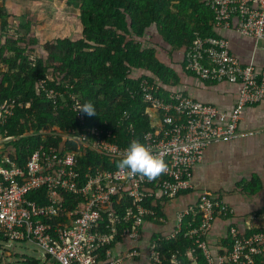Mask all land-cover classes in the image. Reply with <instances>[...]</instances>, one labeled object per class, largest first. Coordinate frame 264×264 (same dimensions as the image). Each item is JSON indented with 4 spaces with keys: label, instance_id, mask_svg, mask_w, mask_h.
I'll use <instances>...</instances> for the list:
<instances>
[{
    "label": "built area",
    "instance_id": "1",
    "mask_svg": "<svg viewBox=\"0 0 264 264\" xmlns=\"http://www.w3.org/2000/svg\"><path fill=\"white\" fill-rule=\"evenodd\" d=\"M212 11L214 34L195 33L182 46V68L205 81H227L237 86L233 104L222 109L179 90H169L158 79L149 80L140 71L128 72L137 79V90L150 122L139 142L163 156L168 171L149 181L127 178L114 166L86 164L80 167L82 151L68 148L75 143L119 160L128 146L114 140L106 126L67 127L51 132L59 139L39 143L18 164L15 149L0 135V240L27 241L40 249L42 264H123L127 259H147L152 264H181L172 254L162 261L159 242L180 232L198 249L204 264H264V228H249L229 222L221 237L211 242L207 235L215 218L225 219L231 206L206 190L194 202L174 212V224L147 238L145 221L161 220L157 199L171 198L193 187L191 170L206 146L247 134L238 127L244 107L264 100V68L242 62L230 52L221 30L233 29L253 39H264V0H204ZM37 82L51 101L62 93ZM165 88L166 94H159ZM69 107L81 122L75 94L68 93ZM14 98L0 102V124L12 113ZM121 117L127 112L122 111ZM127 129L131 132L132 125ZM132 141V140H131ZM35 195L34 197L30 196ZM197 220H195V218ZM191 256L190 264H196Z\"/></svg>",
    "mask_w": 264,
    "mask_h": 264
},
{
    "label": "trees",
    "instance_id": "2",
    "mask_svg": "<svg viewBox=\"0 0 264 264\" xmlns=\"http://www.w3.org/2000/svg\"><path fill=\"white\" fill-rule=\"evenodd\" d=\"M65 5L78 7L80 35L74 39L57 36L44 40L43 55L33 53L37 43L34 36L24 43V34H19L16 40L5 34L7 14L0 6V36H5L4 40L0 38V102L7 98L20 102L0 124V135L14 137L5 145L14 147L18 164L39 143L59 139L50 134L57 128L93 124L110 128L116 136L114 140L121 145L139 140L150 122L143 112L137 79L128 76L129 70L140 71L149 80L156 78L165 86L176 84L179 77L156 56L153 46H143L138 38L151 24L171 49L190 44L195 33L214 34L212 11L204 0H66ZM40 79L60 91L61 97L55 101L46 98L37 89ZM166 91L161 87L159 94ZM68 93L75 94L79 105L91 102L96 115L81 111L80 122L69 107ZM123 110L126 117H121ZM128 123L132 125L131 132L126 127ZM66 146L82 151L79 157L82 168L86 164L111 168L118 161L110 162L105 156L73 142ZM186 191L189 189L179 193ZM30 196L35 198L34 194ZM155 210L157 215H162L160 204L156 203ZM190 246V240L180 232L162 239L159 242L162 261L168 263L172 254L181 264H190L193 255L196 264H204L200 251L189 252ZM37 263L38 260L30 258L29 264Z\"/></svg>",
    "mask_w": 264,
    "mask_h": 264
},
{
    "label": "crops",
    "instance_id": "3",
    "mask_svg": "<svg viewBox=\"0 0 264 264\" xmlns=\"http://www.w3.org/2000/svg\"><path fill=\"white\" fill-rule=\"evenodd\" d=\"M221 33L228 40L230 52L239 60L264 68V39L255 40L230 28L221 30ZM166 45L162 48L169 54L167 61L156 56L171 66L179 77L176 84L165 86L167 89L182 91L222 109L233 104L237 89L235 83L200 80L182 68L179 61L182 46L171 49ZM238 127L247 134L205 147L202 159L191 170V190L171 198L157 199L161 220L145 221L144 237L170 229L174 224L175 210L194 202L200 189L217 195L232 208L227 218L210 227L207 237L211 242L221 237L229 222L243 223L252 229L264 228V100L244 107ZM123 264L152 263L144 258H135L133 261L127 259Z\"/></svg>",
    "mask_w": 264,
    "mask_h": 264
},
{
    "label": "rangeland",
    "instance_id": "4",
    "mask_svg": "<svg viewBox=\"0 0 264 264\" xmlns=\"http://www.w3.org/2000/svg\"><path fill=\"white\" fill-rule=\"evenodd\" d=\"M65 1L0 0V6L5 9L7 14L5 34L12 39H15L19 34H24V43L28 42L30 36H34L37 43L33 47V53L37 55L44 54L41 46L44 40L57 36H68L71 39L78 37L80 35V23L76 15L78 7L67 6ZM4 37V35L0 36L1 40H4ZM138 40L143 46H153L156 55L164 57V60L167 61L166 58L169 54L162 48V45L164 46L166 43L162 42L153 24L144 30V34ZM218 220L215 218L213 223L217 225ZM40 252L41 249L31 242L0 240V264H29L30 258L38 260L37 264H42Z\"/></svg>",
    "mask_w": 264,
    "mask_h": 264
},
{
    "label": "clouds",
    "instance_id": "5",
    "mask_svg": "<svg viewBox=\"0 0 264 264\" xmlns=\"http://www.w3.org/2000/svg\"><path fill=\"white\" fill-rule=\"evenodd\" d=\"M77 110L89 116L96 115L95 107L91 102L79 105ZM116 167L127 178L140 176L149 181L159 178L168 171V165L163 156L154 153L149 146L136 139L130 141L124 151L120 153Z\"/></svg>",
    "mask_w": 264,
    "mask_h": 264
}]
</instances>
